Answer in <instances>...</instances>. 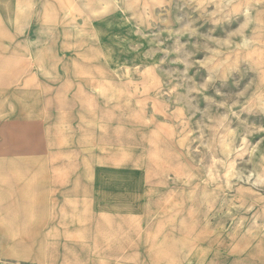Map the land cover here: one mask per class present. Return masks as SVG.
<instances>
[{
	"label": "rangeland",
	"instance_id": "1",
	"mask_svg": "<svg viewBox=\"0 0 264 264\" xmlns=\"http://www.w3.org/2000/svg\"><path fill=\"white\" fill-rule=\"evenodd\" d=\"M86 3L0 0V264H264V0Z\"/></svg>",
	"mask_w": 264,
	"mask_h": 264
},
{
	"label": "crops",
	"instance_id": "2",
	"mask_svg": "<svg viewBox=\"0 0 264 264\" xmlns=\"http://www.w3.org/2000/svg\"><path fill=\"white\" fill-rule=\"evenodd\" d=\"M52 4L47 5L49 9H56L58 11L64 10V13H67L68 8L72 9L74 11V15H81V13L86 9L87 7V0H51ZM93 1H99V0H93ZM44 2L43 5H45V0H39V5ZM38 5V6H39ZM97 17H102L104 15L97 14ZM115 16V15H114Z\"/></svg>",
	"mask_w": 264,
	"mask_h": 264
}]
</instances>
